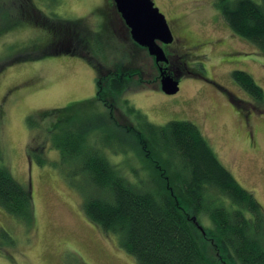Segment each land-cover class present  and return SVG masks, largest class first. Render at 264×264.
I'll return each mask as SVG.
<instances>
[{"label":"rangeland","instance_id":"obj_1","mask_svg":"<svg viewBox=\"0 0 264 264\" xmlns=\"http://www.w3.org/2000/svg\"><path fill=\"white\" fill-rule=\"evenodd\" d=\"M45 1L54 7L60 3L63 9L59 7V11L73 12L81 20V33L87 34L91 28L94 34L78 36L74 53L57 51L49 24L17 36H0V147L15 179L30 185L35 204L31 226L0 206V264H140L121 247L115 234L104 231L84 212L83 194L73 184L80 178H70L72 166L62 163L60 151L52 144V127L60 121L66 129V115L53 111L47 117L39 115L79 102L73 109L76 116L83 117L78 125L85 131L95 128L88 131L91 144L103 146L100 135H106L104 141L112 147L103 149L118 168L126 172L129 164L141 167L129 149L139 142L136 132L128 128L136 120L126 112V104L121 106L124 118L116 114L118 121L109 120L106 107L91 100L97 89V68L88 58L108 68L124 64L141 72L144 80L132 76L120 105L127 99L158 125L171 120L194 122L220 161L264 207V102H256L232 76L234 69L246 70L264 89V53L230 29L215 0H153L177 36L182 32L207 41L198 55L187 59L188 66L182 64L180 52L175 54L173 67H181L177 76L180 90L172 95L161 88L154 56L131 37L122 36L121 23L109 18L108 0ZM233 51L247 52L237 57L248 56L236 62L230 58ZM225 89L245 100L244 105L232 102ZM31 116L35 125L29 124ZM42 145L46 163L40 165L29 152ZM115 148L128 149L129 157ZM140 170L147 175L144 167ZM200 222L212 226L207 215H201ZM228 257L226 264H236Z\"/></svg>","mask_w":264,"mask_h":264},{"label":"trees","instance_id":"obj_2","mask_svg":"<svg viewBox=\"0 0 264 264\" xmlns=\"http://www.w3.org/2000/svg\"><path fill=\"white\" fill-rule=\"evenodd\" d=\"M215 5L235 34L264 53V0H215ZM88 61L102 75L99 65L103 64L93 63L91 58ZM106 73L105 79L97 80L99 88L103 87L100 97L109 96L110 102L122 109L120 96L132 76L144 80L142 73L124 64H115ZM232 76L256 102H264V89L251 73L235 69ZM233 102L241 105L237 99ZM78 103L39 115L47 117L52 111L66 115V129L60 121L52 127V144L60 151L62 163L72 166L70 178H80L73 184L83 194L84 212L104 231L115 234L121 247L140 264H226L229 255L236 264H264V207L220 161L198 125L190 120L158 125L123 100L126 112L136 120L128 128L139 137L129 149L141 163L137 167L127 161L128 171L124 172L103 149L112 147L104 141L106 135H100L103 146H93L89 132L95 128L85 131L78 125L83 119L73 110ZM115 113L108 119L115 121ZM29 124H36L34 117L29 118ZM42 149L43 145L32 147L29 152L40 165L46 163ZM115 151L129 152L125 148ZM143 167L146 176L141 174ZM0 206L28 226L33 224L32 189L15 179L1 147ZM201 215H207L212 226H204Z\"/></svg>","mask_w":264,"mask_h":264},{"label":"flooded vegetation","instance_id":"obj_3","mask_svg":"<svg viewBox=\"0 0 264 264\" xmlns=\"http://www.w3.org/2000/svg\"><path fill=\"white\" fill-rule=\"evenodd\" d=\"M45 2H46L45 0H0V36H17L25 33L26 31H31L32 27L42 28V27H47V24H49L48 26L50 27L49 31L51 33V36H55L54 41L58 45L57 51H64L65 53H71V52L74 53L76 51V46L79 43L77 39L78 36H93L94 32L92 31L93 33L91 34V30H92L91 28H88L89 31L87 32V34L81 33L78 27L80 19L75 17L73 12L72 14L70 13L64 14L58 10L59 7L62 8L60 3H58L57 6L54 7V5L48 6ZM107 4L110 10L109 18L110 19L115 18V20H117L119 24L121 23L120 26L122 30V36H127V37L129 36L132 38L129 32V28L125 24V21L121 13L118 11L114 0H108ZM167 20L173 32L174 40L168 44L161 43V45L164 48L166 55L169 58V61L166 63H160V64L156 63V64L158 66V70L160 66H164V68L167 70V73L171 74L177 79V76L181 71V67L179 66L175 67V65L173 67V60L175 54L180 52L179 57H183L182 64L188 66L187 59L190 58V56L198 55V53L201 52L202 49L204 48L205 44L207 45V41L196 39L190 36V34L188 35L182 34V32L180 33L179 36H177L171 26L170 20L169 19ZM88 42L91 43L92 41L89 39ZM141 48L147 49L146 47L143 46H141ZM240 53L245 54L247 52L233 51L230 55V58H233L234 60L233 59L231 60L238 62L242 58L248 56V55L247 56L244 55V57L242 58L237 57L236 55ZM102 64L103 65H99V67L103 70V73L102 75L99 76L97 72V80L98 77H101L103 79L106 78V74H107L106 72L108 70V66L104 65V63ZM201 67L204 69L202 64ZM103 81L104 80H102L101 82ZM102 88L103 87H101V89L99 88L97 81V89L95 91L96 93L94 92L95 96L93 99L96 100L98 97L99 99L94 102L102 103L108 110L109 115L111 117H114L113 114L116 111H120L121 108L119 106H114L113 103L110 102L111 98L109 96L100 97V94H102L101 91H103ZM225 90L228 94L229 99L232 102L234 99H237V101H239L240 104L241 103L243 104V101H245L241 98L235 97L229 90L227 89ZM121 105H123V103ZM118 113L120 117L124 118L121 112ZM115 119L118 120L119 118L115 116Z\"/></svg>","mask_w":264,"mask_h":264},{"label":"water","instance_id":"obj_4","mask_svg":"<svg viewBox=\"0 0 264 264\" xmlns=\"http://www.w3.org/2000/svg\"><path fill=\"white\" fill-rule=\"evenodd\" d=\"M118 11L130 28L132 39L146 47L156 63H166L168 56L161 43L168 44L174 40V35L165 14L155 5L153 0H114ZM161 72V88L169 95L180 90V81L167 73L164 66ZM196 220V218H195Z\"/></svg>","mask_w":264,"mask_h":264}]
</instances>
